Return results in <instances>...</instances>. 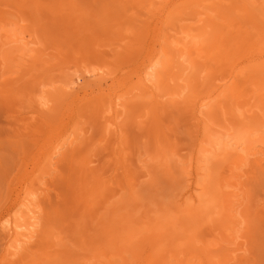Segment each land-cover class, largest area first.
<instances>
[{"label":"rangeland","instance_id":"obj_1","mask_svg":"<svg viewBox=\"0 0 264 264\" xmlns=\"http://www.w3.org/2000/svg\"><path fill=\"white\" fill-rule=\"evenodd\" d=\"M204 24L220 44L214 55L197 35ZM262 35L264 0H0V264H264V174L254 162L264 143L226 182L239 194L231 230L219 207L190 245L184 225L191 210L208 212L212 171L229 168L224 150L252 130L242 148L264 142V96L242 69L264 62ZM159 36L186 53L187 82L176 89L169 57L153 95L126 98L118 144L111 131L100 143L112 113L99 93L127 96ZM210 94L223 104L200 120L195 103ZM74 130L81 140L46 178L31 248L4 257V224L38 187L47 145Z\"/></svg>","mask_w":264,"mask_h":264},{"label":"bare ground","instance_id":"obj_2","mask_svg":"<svg viewBox=\"0 0 264 264\" xmlns=\"http://www.w3.org/2000/svg\"><path fill=\"white\" fill-rule=\"evenodd\" d=\"M247 9L249 10V8H247ZM248 16H250V15H247V17ZM197 20L199 21V19H197ZM201 20H203V19H201ZM209 27H211V24H206V25L204 24V25L201 26V33L197 34V35H200L198 37L201 38L203 36H206V35L207 36H206V39H204V38H203L204 40L202 39L203 43L200 41V38H199L198 42L200 41L202 43L201 45H203V47H205V48L207 47L208 54H210V55L213 54L214 55L215 52L217 51V49L219 50L218 46H220V44H217L218 42L216 40V33L212 32V34H211L210 30H209ZM226 36H228V35H226ZM263 36L264 35H262V37ZM161 38L162 37L159 36L157 41L159 42ZM261 40H264V39H261ZM159 43H160V45H159L160 47L154 48L153 51L151 50L152 51L151 52V56L148 58L147 62H145V64H144L143 68L141 69V71L137 73V81L130 87V89L127 92H125L127 94V96L124 95V94H120V95L119 94L118 95L115 94L114 96H112V94H109L110 92L105 94V92L103 90H102L103 92L99 93L100 95L97 97V101H98L97 104L100 105V106L102 104L104 106V102L106 104L107 103L109 104L108 107L105 105L106 109L103 110L102 113L103 112L104 113L105 112L112 113V115L109 116V117H106V120L102 123L101 133L99 134L100 136L98 138V141L100 143L103 142V141L105 142L108 139L107 135L110 134L108 132L111 131L113 136H114L113 138L115 139V141L118 144V141H119L118 139L120 137L119 131L121 129L119 127V121H120V119L122 117L123 109L127 106L126 105V102H127L126 98H129L130 96H132L131 98H137V97H148V96H150V94L153 95V92H155V90L157 88H159L160 85H161L160 82L163 79L162 71L165 68V66L168 64L169 57L174 58L172 61L170 60V62H172L174 67L178 68V70L176 71L175 75L172 76L173 79H175V87H176V89L177 88L178 89L182 88V83L184 85V82H187V79H186L185 75H186V73L188 71L189 65H188V60H187L186 53L180 47L176 51L173 49L170 52L169 45L167 46V44H164L162 42H159ZM168 49H169V51H168ZM263 53H264V51H263ZM252 60H251V62L249 61V63L245 66V68H242V69H250V70L252 69L251 71L253 72V75H251L252 79H251L250 82L256 88L255 89L256 93L259 92L260 93L259 96H264V62L261 61V60L259 61L258 59H257L258 61L255 60V59H254V61H252ZM189 64H190V61H189ZM236 68H234V69H236ZM247 72L248 71H246L245 73H247ZM244 76H246V75H244ZM251 76L249 78H251ZM247 81H248V79H247ZM68 83H70V81ZM232 84H233V82L230 83L229 85H228V82H226V84L223 87L224 89L219 91V93L220 92H224V91L226 92V90L229 89L228 87L229 86L231 87ZM163 85H165V84H163ZM66 86L67 85H65V87ZM56 88H57L56 91H58L59 88L58 87H56ZM68 90H67V92H68ZM184 91L185 90L183 89V92ZM256 93H255V95H256ZM54 94H56V92ZM54 94H53V96H54ZM220 95L221 94H217L216 97H219ZM224 95H226V94L224 93ZM230 95L228 94V97ZM55 97H57L56 99H58L59 101H62V100L66 101V98H67V97L64 98L65 96L62 97V94H60V95L57 94ZM216 97L213 98V96L210 94V95H207L206 97L200 99L198 102L195 103V108H194L193 112H194L195 116L198 119L201 120V118H199V116L206 115V112H207V117H208V113H209L208 110L213 112L214 108H216L218 106V104L221 103V102L220 103L214 102V100H217ZM44 99H45V97L43 98V100ZM222 99H224V98H222ZM51 100H53V99H51ZM218 100H219V98H218ZM94 102H96V101H94ZM221 104H223V103H221ZM92 105H93V103H92ZM93 107H94V105H93ZM218 107H220V106H218ZM96 110L97 109H95V111ZM260 111H261V113L264 112V105L261 106ZM248 112H250V111H248ZM221 113H223V112H221ZM232 114H233L232 116H234V113H232ZM256 114H257V112H256ZM228 115H230V114H228ZM251 116H252V114H250L248 116L246 114L242 115L243 119H241V122H245V123L249 124V120H251V118H250ZM259 117H260V115H259ZM263 117H264V113H263ZM204 118H205V116H204ZM235 119H237V118H235ZM204 120L206 121V119H204ZM258 120L261 121L262 119H257V121ZM260 121L257 122V123H262V121L261 122ZM235 122H237V121H235ZM211 125H213V124H211ZM260 125H261L260 129H262L261 127L264 126V124H260ZM111 126H114V129H111ZM256 126H257V129H258V125H256ZM252 131L249 132V134L247 136H245V137L243 136V139L241 141H238V142H235V143L231 144L230 148H226L224 150V154H225L224 155V161H227V164L229 165V168H228V171H226V174L224 173V175H222V173L218 170L219 168L216 169L217 173H216V171H212L213 172L212 175H211L212 177H211V179H209L211 181L209 182V185L207 184L208 185V193L210 195L209 197L211 198L209 200L211 205L209 207L208 212L205 215H203L202 212H205V210L203 211V209H201V210H191V212H189V217H185L184 225L187 226L185 228V233H186L185 236L188 237L186 239L185 243L187 245H190L191 243L194 242V234H195V230L197 229L198 225H200L202 223V221L207 220V217H209L210 214L214 213V210L217 209V207L220 208V210H221L220 213L224 214L225 219H223V221H224V223H226L225 231L231 230V228L236 224L237 220H236V216L233 214V212H234L233 207L236 204V202L239 201V194L235 190H233V191L226 190V187L228 186L226 184V182H228V178L232 179L233 176H235L236 170H238L242 165H244L248 160H250L249 157L254 156L255 154L262 153L259 148L261 147V145H263L264 142L261 143L259 140L254 141V143L251 145L249 150H247L246 148H242L243 145L248 143V139H249L248 137L252 136V134H253ZM209 132L212 133V131H209ZM214 133H218V132L214 131ZM80 134L81 133H79L76 130H74L66 138H60V137L56 138L58 142L56 141L57 142L56 144L55 143L53 144L51 142L53 144L51 147H49L50 144L47 145V148L45 149L46 153H45V161H44L45 162L44 163V170L42 172V176H39L41 178V180H39L40 182H38L39 183L38 187L35 185L36 190L33 191V192L31 190V192L27 193L25 198H23L24 201H23L22 205L24 206V209L22 208L23 209L22 213L19 212L20 213L19 214L18 211H17V213L19 215L15 216L14 218L13 217H11V218L9 217V219H7V224H4V228L7 229V233H6V236H5V238H6V241H5L6 248H5L4 257H6V256L8 258L9 257H13V256L17 255L18 252L20 253V251H22L23 249L27 250V249L31 248L30 245H31V243L33 242V240L36 237L37 229H38V226H39L40 221H41L40 220V216H41L40 213H41V201L42 200H40V195H43V196L45 195L46 196L47 195L46 192L48 191L47 190L48 188H44L43 187V186L47 185V183H46L47 179L46 178L51 176L52 174H54V172L56 173V170H57V168L59 166L58 163L62 159L66 158V157H70L74 153H76L74 148L76 147V145H78L77 144L78 139L81 140V137H79ZM227 143H229V142H227ZM201 148H202V146H201ZM262 148L264 149V147H262ZM100 149H101V147H100ZM250 149H251V151H250ZM252 150H254L255 152L252 153ZM261 155H263V154H261ZM73 157H74V155H73ZM258 157H257V159L254 162H255L257 168L260 170L259 172H262L264 174V155H263V157H259V158ZM92 162H93L92 160H89L87 163H85L86 165L85 164L84 165L87 167ZM90 167L91 166H89L88 168H85V170H87V171L89 170L90 171V170L94 169V168H90ZM213 169H214V167L212 168V170ZM205 193H207L206 189H205ZM204 195H206V194H204ZM190 202L192 203V201H190ZM193 205H194V201L192 203V207H193ZM197 206H198V203H197ZM263 207H264V204H263ZM263 207H262V209H263ZM260 208H261V206H260ZM260 212H261V210H260ZM176 214H177V212H176ZM222 228H223V225H222ZM229 235H231V234H229ZM4 257H3V259H4ZM184 264H185V262H184Z\"/></svg>","mask_w":264,"mask_h":264}]
</instances>
